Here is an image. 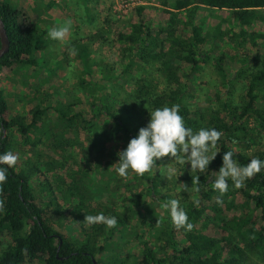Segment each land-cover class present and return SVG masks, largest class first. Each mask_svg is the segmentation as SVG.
I'll list each match as a JSON object with an SVG mask.
<instances>
[{
	"label": "trees",
	"instance_id": "obj_1",
	"mask_svg": "<svg viewBox=\"0 0 264 264\" xmlns=\"http://www.w3.org/2000/svg\"><path fill=\"white\" fill-rule=\"evenodd\" d=\"M157 1L125 20L105 17L90 40L60 44L28 13L30 0H0L9 42L0 72L22 84V109L11 112L0 89V153L17 156L0 183V264H264V169L241 188L229 180L219 204L211 185L223 152L241 165L264 160V0ZM107 45L118 51L109 64ZM55 55L62 66L49 62ZM172 105L194 132L222 133L208 168H186L172 188L164 166L178 163L167 156L151 173L119 176L117 153L151 111ZM196 176L199 192L190 189ZM174 187L162 213L143 198ZM171 199L190 230L173 225ZM100 212L116 224L84 222Z\"/></svg>",
	"mask_w": 264,
	"mask_h": 264
},
{
	"label": "clouds",
	"instance_id": "obj_2",
	"mask_svg": "<svg viewBox=\"0 0 264 264\" xmlns=\"http://www.w3.org/2000/svg\"><path fill=\"white\" fill-rule=\"evenodd\" d=\"M70 27L71 21H65L62 25L51 27L48 36L54 41H63ZM221 135L222 133L215 128L202 127L194 132L191 127H186L183 117L179 114L178 105L158 107L149 113L147 125L140 128L138 134L129 140L126 148L117 153L118 160L112 166H115L116 173L121 177L128 176L130 172L142 175L151 173L157 168L156 161L167 156L172 163L183 165L188 163L192 171L203 173L217 154L211 152V149L215 148ZM16 160L17 156L11 151L0 153V183L7 180L8 169L15 165ZM262 169H264L262 159L252 158L246 165H241L233 159L232 151L223 152L222 166L218 172L211 173L212 188L219 194L216 202L218 204L222 202L220 197L228 191L229 180L232 181L233 187L241 188L246 179L260 173ZM164 170L166 174L171 172L168 166H164ZM199 184L196 176L195 184L192 182L190 189L199 192ZM166 207L175 227L185 230L192 228L185 209L180 206L177 199L169 200ZM84 222L113 227L116 218L100 212L85 215Z\"/></svg>",
	"mask_w": 264,
	"mask_h": 264
},
{
	"label": "rangeland",
	"instance_id": "obj_3",
	"mask_svg": "<svg viewBox=\"0 0 264 264\" xmlns=\"http://www.w3.org/2000/svg\"><path fill=\"white\" fill-rule=\"evenodd\" d=\"M49 1L50 0H30L27 6V11L30 14H37L40 19L41 27H43L46 23L51 24V27L59 26L65 21L70 20V31L63 41H58L60 44L68 39L71 40L77 37H81L83 40L88 39V37L93 35L95 31L100 28L101 21L105 17H111L112 19L115 18L120 21L125 20L129 15V13L126 14L127 10L132 6H159L157 0H52L55 8L47 9L46 5ZM12 2L17 3L18 0H12ZM123 5H128V7H124ZM123 10L124 13L122 12ZM92 17L95 18V21H91ZM91 44V47L93 48L94 42ZM113 49L114 48L110 47V45H107V47L102 49V54L106 58V64L114 62V60L118 57V51H113ZM88 51L91 54L92 49L89 48ZM93 51L95 53L101 51V45L96 44ZM58 59V55H55L50 58L49 62H51L53 66H62L63 63H59ZM80 70L81 68L78 64V60L75 58L73 62H71V68L69 70V73L72 74L71 77L74 78V76H77L80 73ZM21 86L22 84L19 76H14L7 70H2L0 72V89L2 90L7 109L10 112L15 108L22 109V103L15 100V92ZM84 136L85 134L82 132L81 138ZM186 168L191 169L188 163H185V165L178 163L176 166H169L168 169H171L170 174L164 173V180L167 182L166 186L172 188L174 183L179 185V182H182V175L185 170H187ZM166 192L173 196L178 192V190L174 187L171 191H159L158 195L152 199L147 196H144L143 198L145 201L151 202L153 208H156V212L162 213L164 211V203L160 199ZM136 248V244H133L132 249L135 250Z\"/></svg>",
	"mask_w": 264,
	"mask_h": 264
},
{
	"label": "water",
	"instance_id": "obj_4",
	"mask_svg": "<svg viewBox=\"0 0 264 264\" xmlns=\"http://www.w3.org/2000/svg\"><path fill=\"white\" fill-rule=\"evenodd\" d=\"M9 42L3 22L0 19V58L8 51ZM95 264V263H94Z\"/></svg>",
	"mask_w": 264,
	"mask_h": 264
},
{
	"label": "built area",
	"instance_id": "obj_5",
	"mask_svg": "<svg viewBox=\"0 0 264 264\" xmlns=\"http://www.w3.org/2000/svg\"><path fill=\"white\" fill-rule=\"evenodd\" d=\"M124 7H128V5L126 6V5H123ZM134 8V6H132V7H130L128 10H127V13L126 14H128V13H130V11H131V9H133ZM123 13H124V10L122 11ZM123 15V14H122Z\"/></svg>",
	"mask_w": 264,
	"mask_h": 264
}]
</instances>
